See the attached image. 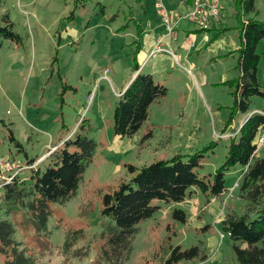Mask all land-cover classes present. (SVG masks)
<instances>
[{"label": "rangeland", "instance_id": "374dc122", "mask_svg": "<svg viewBox=\"0 0 264 264\" xmlns=\"http://www.w3.org/2000/svg\"><path fill=\"white\" fill-rule=\"evenodd\" d=\"M159 1L138 4L136 0H2L0 27L5 26L8 17L19 42H11L0 34V119L6 124L0 139V158L23 163L27 158H45L60 139L65 140L71 133L72 140L86 135L98 143L77 194L68 204H51L48 232L37 231L27 214L13 215L18 241L31 248L38 264H106L100 262L101 237L112 222L101 214V200L104 194L112 193L133 177L129 165L140 169L174 155L193 154L215 140L220 141L219 146L205 159L203 172H215L226 159L229 140H225L231 135H219L222 130L217 122L224 121L225 126L234 105L225 80L238 76L237 54L230 52L240 44L239 17L231 0H217L227 15L222 25L233 28L219 41L209 43L215 31L199 32L200 25L186 21L181 24L184 31L191 32L188 38L195 41L197 48L201 38L207 39L204 51L192 58L195 71L207 78L208 85L202 87V92L168 56V71L159 74L161 84L169 88L166 99L153 104L148 123L139 134L124 139L113 134L112 104L118 101L116 92L130 77L134 58L130 43L137 27L129 19L131 14L144 19L149 30L160 20ZM166 1L161 0L167 9ZM169 5L167 10L176 13V6L170 2ZM255 9L249 17L264 22V0H257ZM128 22L130 30L122 27ZM184 33H177L175 51L186 42ZM151 35L147 34V41ZM257 52L261 56L258 78L264 89V40ZM54 57L61 62L62 77L57 72L59 61L52 65ZM182 58L186 60V56ZM156 64L163 67L164 61L158 59ZM62 84L75 88L63 92ZM196 94L200 99H194ZM254 108L264 109V100L253 97L251 110ZM85 118L92 122V131L86 123L85 128L79 127ZM9 129L21 146L10 140ZM149 130L154 137L144 143L142 139ZM259 155L264 158V149ZM44 162L37 168L47 161ZM247 170L241 166L231 171L226 179L227 191L211 203L201 193L181 205L157 201L161 209L141 222L127 264H157L168 256L171 245H180L184 250L199 248L198 258L181 264H238L233 242L221 232L220 223L228 213L255 217L240 190ZM175 207L188 214L185 226L172 219ZM208 225L212 228L206 232L203 228ZM79 230L83 237L66 252L67 237ZM85 248L89 253L81 259L76 251ZM0 263L3 264L1 255Z\"/></svg>", "mask_w": 264, "mask_h": 264}, {"label": "trees", "instance_id": "16d2710c", "mask_svg": "<svg viewBox=\"0 0 264 264\" xmlns=\"http://www.w3.org/2000/svg\"><path fill=\"white\" fill-rule=\"evenodd\" d=\"M145 1L147 0H137L139 3ZM231 1L237 15L240 16L238 30L241 45L235 52L238 55L236 67L240 70V75L236 79L225 82L234 98V105L230 109L231 115L225 122L222 136L226 134L231 123L238 116L253 113L251 110L253 97L264 100V89L258 80L261 56L257 52L259 43L264 40V22L256 17H249L256 11L257 0ZM2 4L0 0V6ZM223 13L225 14L224 10ZM4 22L5 26L0 27V34L11 42H19V37L13 32L9 18L6 17ZM128 24L122 27L127 29ZM214 28L213 25L210 30ZM231 29L223 28L218 31L209 43L219 40ZM198 31L208 32L209 30ZM140 34L138 28L137 40L134 43L136 51L132 55L134 56L132 68L134 73L140 71L137 62V53L141 48ZM58 61L59 58H55L52 65ZM62 87L63 92L69 88L67 84H62ZM168 93L169 88L156 81L153 75L140 71L124 93L119 96V101L115 105L112 124L114 136L124 139L139 134L150 118V109L153 104L165 99ZM85 123L92 131L93 125L90 119L85 118L79 127L85 128ZM4 127L6 124L0 119V139ZM263 128L264 116L260 113L252 114L244 122L237 136L229 138L226 159L212 173L203 172L204 162L219 146L217 140L193 154L174 155L169 160L154 161L140 169L129 165L128 171L133 174V177L121 183L117 190L102 196L101 214L112 224L101 237L103 241L100 262L128 263L129 255L133 250V240L140 231L141 222L154 217L155 213L161 209L157 201L166 205H181L187 198L201 193L206 198V202L211 203L213 198L220 197L227 191V174L243 166L248 170L243 177L240 190L251 205L249 211L256 215L251 217L250 214L239 216L236 213H228L220 223L221 232L233 242V252L238 264H264V205L262 204L264 159L257 158L255 153L256 138ZM70 136L65 140H59L57 144L61 145H56V149L45 158L47 162H44V166L41 164L28 173L29 180L24 182L15 179L1 189L0 255L3 257V264L39 263L31 248L23 246L17 239L15 218H13L16 212L27 214L37 231L48 232L51 204H68L79 191L85 172L94 160L98 143L86 135L78 136L74 140ZM152 138L153 131L149 130L142 142L145 143ZM10 140L20 145V142L15 140L13 131L10 133ZM37 161H39L38 157L27 158L29 164ZM171 213L172 219L179 225L187 224L188 214L185 210L175 207ZM211 228L208 225L204 226L203 230L206 229L207 232ZM83 235L82 230L71 232L65 242V251L70 252ZM88 253L89 250L86 248L76 251L81 259ZM198 257V247L184 250L180 245H171L168 256L157 264H181Z\"/></svg>", "mask_w": 264, "mask_h": 264}, {"label": "crops", "instance_id": "0c3cea01", "mask_svg": "<svg viewBox=\"0 0 264 264\" xmlns=\"http://www.w3.org/2000/svg\"><path fill=\"white\" fill-rule=\"evenodd\" d=\"M148 1V0H147ZM166 1V0H165ZM136 2H137V0H136ZM169 2L171 3V4H173L174 6H176V13L175 14H182V13H184L183 15H185V14H187L188 12H190V9L192 8V5H193V2H194V0H167L166 1V3H167V5H168V7L170 8V5H169ZM138 4H144V3H146V1L145 2H143V3H139V2H137ZM233 3V2H232ZM167 7V6H166ZM168 7H167V9H168ZM142 8L144 9V12L146 13V14H148V12L147 11H145V7L144 6H142ZM174 13V12H173ZM236 16L237 17H240L239 15H237V13H236ZM227 17V15H226V13H225V16L222 18V20H220V21H218V22H215L213 25L215 26V28L213 29V30H209V31H215V32H218V31H220V30H223V28H225L224 27V25H222V23H223V20L225 19ZM129 18V17H128ZM130 22L131 21H133L134 22V25H135V27H137V31H136V35H134L132 38H133V41L130 43V46H131V56L133 55V53L136 51V46H134V43L136 42V40H137V32H138V28L140 29V36H141V38H140V41H141V48H140V50L138 51V53H137V62H138V64H139V66H140V68H139V70L140 71H143L144 73H147V74H151V75H153L154 76V78L156 79V81H158L160 84H161V82H160V80H161V77H159V74L161 73V72H165L166 73V71H168L167 69H165V66H166V64L169 62V59H168V56H170L172 59H173V61H174V63H175V66H176V68H178V69H180V70H182L186 75H188L189 77H191V79L194 81V83H196V88H197V90H199L200 92H202V87L204 86H206V85H208V83H207V78H206V75L205 74H203V73H201V72H199V71H195V69H194V67H193V60H192V58L195 56V54H200V53H202L203 51H204V49H203V47L207 44V39L206 38H201V41L199 42V45H198V48L196 47V45H195V41H193V40H191L190 38H188L189 36H190V34H191V32L190 31H187V30H185L184 31V28H182V26H181V24H180V28H179V32L178 33H180V35L182 34V33H184L185 34V36H187V38H186V42L184 43V44H182V46L180 45V46H178V51H182V53H178V51H175V48L173 47L174 46V44L175 45H177L178 44V42H177V40H178V34H177V36H176V41H174V40H171V39H169L168 37H167V35H166V32H165V28H164V26H162V21H161V16H160V20H157L156 21V23L153 25V26H149L150 27V29L149 30H147L146 29V27L144 26V19H142V18H135L132 14H131V17H130ZM130 22H128L129 24H128V28H129V30H130V27H129V25H130ZM187 23V22H186ZM189 24V23H188ZM189 25H191V24H189ZM123 26V25H122ZM233 29V28H232ZM128 30V29H127ZM239 31V30H238ZM148 33H152V35H151V39L149 40V41H147V34ZM118 34V33H117ZM217 34V33H216ZM226 34H228V33H226ZM226 34H224V35H226ZM223 35V36H224ZM216 36V35H215ZM214 36V37H215ZM222 36V37H223ZM213 37V38H214ZM221 37V38H222ZM212 38V39H213ZM221 38L219 39V40H221ZM61 40L63 41V36L61 37ZM159 40H161L162 41V44H163V47L166 49H172V51L175 53V55H177V57H178V61L172 56V55H170V54H168V53H166V54H157L156 56H152L151 55V51L156 47V45L158 44V42H159ZM219 40H217V41H219ZM189 41H192V43L194 44V47H190L189 46ZM177 42V43H176ZM240 45H241V42H240V44H239V46H238V48L240 47ZM238 48H237V50H238ZM201 49H203V50H201ZM237 50H235V51H233V52H230V53H233L232 55H234V54H237V53H235ZM183 56H186V60L184 61L183 60ZM224 56V55H223ZM220 58H222V57H220ZM134 59V58H133ZM158 59H160V60H162V61H164V64H163V67H160V68H158L157 67V64H156V61L158 60ZM217 60V59H216ZM237 60H238V55H237ZM60 64H61V62L59 61L58 62V68H57V72H59V75L61 76V66H60ZM133 64H134V60L132 61V63H131V68H130V70H131V74H130V77L128 78V80H126L124 83H123V87L121 88V89H119L118 90V92H116L117 94H118V96H117V100L119 99V96L122 94V93H124V90L129 86V83L137 76V74L140 72V71H138L137 73H134L133 72V70H132V68H133ZM236 66H237V63H236ZM235 66V67H236ZM145 69H148V70H151L150 72H145L146 70ZM188 70H190V72L188 71ZM236 70H237V72H238V76L240 75V70L239 69H237V67H236ZM117 73V72H116ZM259 75V74H258ZM238 76H236L235 78H233V79H236V78H238ZM62 77V76H61ZM233 79H230V80H233ZM258 80H259V78H258ZM227 81H229V80H227ZM112 82V81H111ZM115 82V81H114ZM225 82H226V80H225ZM261 82V81H260ZM262 84V83H261ZM69 86V88H71V89H74L75 87L74 86H71V85H68ZM193 90H192V87L190 88V92H192ZM194 93V92H193ZM194 97V99H196V98H198V99H200V97L198 96V94H196V95H194L193 96ZM202 98V97H201ZM166 99V98H165ZM164 100V99H163ZM119 101V100H118ZM117 101V102H118ZM161 101V100H160ZM160 101H158L157 103H159ZM116 102V103H117ZM116 103L115 104H112V106H113V109L115 108V105H116ZM112 106H111V104H110V108H109V110L110 109H112ZM104 110V109H103ZM253 110V113H254V111H264V109H259V108H254V109H252ZM106 113V112H105ZM105 113H103V114H105ZM252 115V113L251 114H249V115H240V116H238V118H236V120H234L232 123H231V125H230V127L227 129V131H226V134L227 135H231L230 137H235V136H237V134H238V132L240 131V128L243 126V124H244V122L250 117ZM105 116H106V114H105ZM151 116V115H150ZM102 119L104 120V116L102 115ZM147 123H148V121H147ZM217 124H218V126L221 128V133L223 132V130H224V128H225V126L223 125L224 124V121H218L217 122ZM93 125V124H92ZM94 128H95V126H94ZM217 135H218V131H216L215 132ZM226 134H224V135H226ZM219 135H221V134H219ZM154 137V136H153ZM229 137V138H230ZM219 139H223V138H219ZM223 140H225V139H223ZM227 140H229V139H226L225 140V142H227ZM218 141V140H217ZM218 142H220V141H218ZM229 143H230V140H229ZM229 143L228 144H226V147H228V145H229ZM53 145H55V144H53ZM56 145H61L60 143L59 144H56ZM55 145V146H56ZM264 149V148H263ZM263 149H261L257 154H256V157L257 158H260V152L262 153L263 152ZM44 154H46V153H44ZM44 154H42V155H44ZM42 155H40V156H42ZM37 158V157H36ZM261 158H263V157H261ZM264 159V158H263ZM16 161V160H15ZM17 162H21V163H23V161H17ZM219 168V167H218ZM230 173V172H229ZM228 173V174H229ZM227 174V175H228ZM226 179H227V177H226ZM225 194V193H224ZM223 194V195H224ZM221 197V196H220Z\"/></svg>", "mask_w": 264, "mask_h": 264}, {"label": "built area", "instance_id": "2783aa9c", "mask_svg": "<svg viewBox=\"0 0 264 264\" xmlns=\"http://www.w3.org/2000/svg\"><path fill=\"white\" fill-rule=\"evenodd\" d=\"M158 8L159 12H161L162 26L165 28L166 35L169 39L174 41H176L177 32L180 27L179 25L182 21H188L189 23L193 24L196 23L197 25H200L201 29L208 31L212 29L215 22L222 20V18L225 16L217 0H194L190 12L185 15L169 12L162 4L161 0L159 1ZM189 46L194 47L192 41H189ZM160 53H168L175 58H178L172 49H165L163 47L161 40H159L156 47L151 51V55L156 56ZM188 71L190 72V70ZM254 113H260L264 116V111H254ZM256 139L257 148L255 153L257 154L258 151L264 148V128L259 132ZM55 149L56 147H53L50 153H52ZM43 157L39 158V161L32 164H29L28 162L21 163L15 160L8 161L0 158V189H2L4 185L10 184L15 179L24 182L29 180L28 173L32 171V169H36L40 162L42 163L46 160V157Z\"/></svg>", "mask_w": 264, "mask_h": 264}, {"label": "clouds", "instance_id": "9594fccd", "mask_svg": "<svg viewBox=\"0 0 264 264\" xmlns=\"http://www.w3.org/2000/svg\"><path fill=\"white\" fill-rule=\"evenodd\" d=\"M67 139V138H66Z\"/></svg>", "mask_w": 264, "mask_h": 264}]
</instances>
